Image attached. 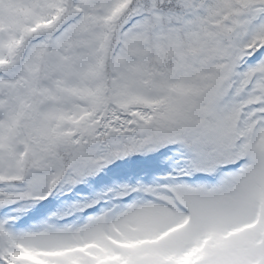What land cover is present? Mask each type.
I'll list each match as a JSON object with an SVG mask.
<instances>
[{"label": "snow or ice", "instance_id": "snow-or-ice-1", "mask_svg": "<svg viewBox=\"0 0 264 264\" xmlns=\"http://www.w3.org/2000/svg\"><path fill=\"white\" fill-rule=\"evenodd\" d=\"M0 264H264V0H0Z\"/></svg>", "mask_w": 264, "mask_h": 264}]
</instances>
